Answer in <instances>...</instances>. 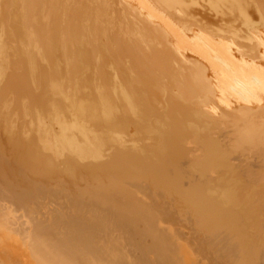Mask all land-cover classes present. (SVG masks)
Returning a JSON list of instances; mask_svg holds the SVG:
<instances>
[{
    "label": "bare ground",
    "instance_id": "1",
    "mask_svg": "<svg viewBox=\"0 0 264 264\" xmlns=\"http://www.w3.org/2000/svg\"><path fill=\"white\" fill-rule=\"evenodd\" d=\"M0 264H264V0H0Z\"/></svg>",
    "mask_w": 264,
    "mask_h": 264
}]
</instances>
